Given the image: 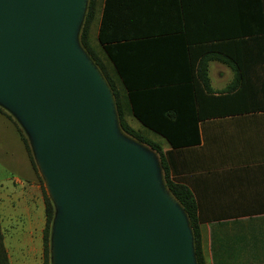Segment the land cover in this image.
<instances>
[{
  "label": "water",
  "instance_id": "obj_1",
  "mask_svg": "<svg viewBox=\"0 0 264 264\" xmlns=\"http://www.w3.org/2000/svg\"><path fill=\"white\" fill-rule=\"evenodd\" d=\"M88 2L0 0V101L34 133L59 209L51 264H196L160 159L119 137L112 91L80 45Z\"/></svg>",
  "mask_w": 264,
  "mask_h": 264
},
{
  "label": "crops",
  "instance_id": "obj_2",
  "mask_svg": "<svg viewBox=\"0 0 264 264\" xmlns=\"http://www.w3.org/2000/svg\"><path fill=\"white\" fill-rule=\"evenodd\" d=\"M101 20L102 8L91 42L114 77L98 42ZM182 26L170 16L134 22V32L149 33L127 51L134 84L192 81L207 47L198 41L201 30L193 31L189 43L171 32L161 36L166 28ZM221 48L240 68L211 61V88L218 94L236 83L235 90L219 99L200 95L197 100L186 91L178 99L179 122L194 124L195 116H202L197 121L200 143L173 151L169 166L172 178L186 185L197 202L206 264H264V66L245 43L223 42ZM162 146L172 151L166 141Z\"/></svg>",
  "mask_w": 264,
  "mask_h": 264
},
{
  "label": "trees",
  "instance_id": "obj_3",
  "mask_svg": "<svg viewBox=\"0 0 264 264\" xmlns=\"http://www.w3.org/2000/svg\"><path fill=\"white\" fill-rule=\"evenodd\" d=\"M100 8H102V20L98 42L114 67V77L111 76L91 42V28ZM168 16L181 21L183 26L166 28L163 30L166 32H161V36L171 32L173 36H179L189 43L193 31L201 30L198 41L207 47L197 63L196 74L190 83L169 85L160 82L145 86L134 84V74L130 68V60L127 59V51L134 44V40L145 38L149 34L134 32V22L167 19ZM79 41L112 91L120 130L136 142L146 145L159 156L164 185L188 217L196 264H206L202 246V222L199 218L197 202L186 185L172 178L169 166L175 151L200 143L197 121L202 116L197 114L194 124L179 122L183 110L177 106V103L178 99L187 95L193 96L195 100L200 95L219 99L235 90L236 83L225 92L218 94L211 88L208 73L211 61L217 60L236 69L240 68L235 58L226 55L225 50L221 48L223 42H241L249 45V54L256 60L259 59L264 66V0H89ZM168 101L172 103L167 104ZM130 118L137 120L144 131H150L164 139L172 151L164 152L161 142L152 140L142 130L134 129L129 123ZM19 132L34 165L29 141L24 132ZM45 205L43 264H51V235L55 207L46 195ZM0 264H10L3 243L1 226Z\"/></svg>",
  "mask_w": 264,
  "mask_h": 264
},
{
  "label": "rangeland",
  "instance_id": "obj_4",
  "mask_svg": "<svg viewBox=\"0 0 264 264\" xmlns=\"http://www.w3.org/2000/svg\"><path fill=\"white\" fill-rule=\"evenodd\" d=\"M129 123L134 129L144 131L134 118H130ZM19 131L24 132L29 141L34 165ZM117 132L120 138L135 142L120 129ZM144 133L152 140L165 144V140L156 134L147 130ZM140 146L154 153L159 160L158 155L149 147ZM37 147V139L22 117L15 109L0 101V226L10 264H43L45 195L53 201L55 207L52 228L59 214ZM160 180L163 183L162 172ZM161 196L173 207L171 198L164 194Z\"/></svg>",
  "mask_w": 264,
  "mask_h": 264
},
{
  "label": "bare ground",
  "instance_id": "obj_5",
  "mask_svg": "<svg viewBox=\"0 0 264 264\" xmlns=\"http://www.w3.org/2000/svg\"><path fill=\"white\" fill-rule=\"evenodd\" d=\"M96 77V76H95ZM174 203V202H173Z\"/></svg>",
  "mask_w": 264,
  "mask_h": 264
}]
</instances>
